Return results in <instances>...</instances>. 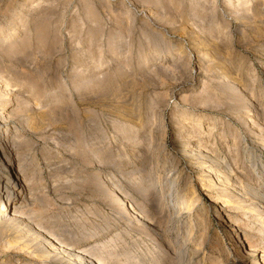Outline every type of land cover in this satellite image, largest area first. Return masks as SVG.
<instances>
[{
    "label": "rangeland",
    "instance_id": "1",
    "mask_svg": "<svg viewBox=\"0 0 264 264\" xmlns=\"http://www.w3.org/2000/svg\"><path fill=\"white\" fill-rule=\"evenodd\" d=\"M0 31V126L33 248L85 227L100 235L79 245L120 233L117 251L145 264L179 250L180 264H264V0H0ZM226 169L233 190L210 188ZM16 228L0 229V264L30 263Z\"/></svg>",
    "mask_w": 264,
    "mask_h": 264
},
{
    "label": "bare ground",
    "instance_id": "2",
    "mask_svg": "<svg viewBox=\"0 0 264 264\" xmlns=\"http://www.w3.org/2000/svg\"><path fill=\"white\" fill-rule=\"evenodd\" d=\"M10 4V3H9ZM19 10H21L19 8ZM23 12V11H22ZM20 12V13H22ZM17 13V12H16ZM19 24V23H18ZM15 26V25H14ZM17 27V26H16ZM1 32V31H0ZM15 32V28H11V31H5L2 33V35L4 36V38L2 37L3 40L7 39V38H12L13 37V33ZM17 38V37H16ZM13 39V38H12ZM16 40V39H15ZM1 82L3 83V88H5L6 92H10V85L9 82L7 83L5 80L1 79ZM0 82V83H1ZM3 90V89H2ZM7 94V93H6ZM9 94V93H8ZM10 98V97H9ZM5 109V108H4ZM6 117V116H5ZM3 123V122H2ZM6 123V122H5ZM1 131H3V137H1V139H5V141L3 142V150L0 152V175L1 178L3 179V187L2 190L4 191L2 196L0 197V229L1 230H8L9 227H12L13 229L16 228L18 229V232H21L20 235L16 236L14 235V237H12L14 239H11L8 244L10 247L14 248L13 246H15L16 252H24L26 253V255L31 256L29 258L30 263L29 264H145V262H138V260L136 257H134L133 254L124 251V252H119L117 251V247L118 244L117 240H121V234L118 233L116 235V239L112 238L110 239V241L107 240L104 242H98L96 244H86V245H79L82 242L85 241H91V239L93 240H97L96 238H98V236L100 235V230L97 231V233H94L95 229L93 230L94 232H92V235H89L88 233H90V230H86L85 227L83 228V230H81L80 232H84L83 236H75L73 235L71 238L67 239V240H62V239H54V241H48L49 243V247L51 248H46L47 251L45 250H39V248H33L34 245H30L29 242L27 241V236L26 238H24V232L25 230H29L27 227H29L27 224L24 225L23 223V217L25 215V196L23 197V195L25 194V189H26V179L25 176L23 174V170H22V165L21 163L18 164V167L16 166L15 163V159L13 160V155L12 152L10 150V145H9V127L7 126V124H2V126H0ZM11 141V140H10ZM184 141V140H183ZM189 142V141H187ZM185 142L184 144V152H186V156L191 157L192 160L194 161V159H197L198 161L201 160V163L199 164V166L203 169H208L207 171L211 172V174L213 173V175H218L220 173V171L222 170V164L224 162H222L219 158L220 157H216V156H209L210 154H204L202 152V145H196L198 146V148H196L195 153L189 149V143ZM182 144V143H181ZM182 149V148H181ZM204 151V150H203ZM193 152V153H192ZM16 156V155H15ZM262 156V155H261ZM13 157V158H12ZM2 159V160H1ZM6 159H8V161H6ZM188 159V158H187ZM198 163V162H197ZM209 163V165L207 164ZM259 163V162H258ZM221 169V170H220ZM258 170V169H257ZM170 171V170H169ZM206 171V170H205ZM226 171V172H225ZM164 172V171H163ZM166 172V171H165ZM164 172V173H165ZM171 172V171H170ZM224 178L219 179L217 181H209L211 182L210 184V188H214V187H221L225 190H233V183L230 179L231 174H229L228 169L224 170ZM163 173V174H164ZM172 173V172H171ZM170 173V174H171ZM215 173V174H214ZM23 174V175H21ZM169 174V175H170ZM221 176V174H219ZM23 176V177H22ZM175 176V175H174ZM222 176V177H223ZM214 178V177H213ZM216 178V177H215ZM179 179V178H178ZM176 180V179H175ZM174 180V181H175ZM171 181V180H170ZM110 183V182H108ZM173 183V182H172ZM2 185V184H1ZM112 185V184H111ZM171 185V183H170ZM175 185V184H174ZM114 189V186H112ZM175 187V186H174ZM222 189V190H223ZM205 190L208 191V188H205ZM243 191V190H242ZM254 191V190H253ZM252 192V191H251ZM250 192V193H251ZM171 193V192H170ZM241 193V198L243 197H248V200H255V196H248V192H246L245 190ZM254 193V192H252ZM154 194V193H153ZM240 195V194H239ZM257 197V196H256ZM244 198V200H246ZM164 199V198H163ZM256 201V200H255ZM165 202V201H164ZM254 202V201H252ZM129 203V202H128ZM252 205H254V203H252ZM130 206V205H129ZM158 206V205H157ZM145 207V206H144ZM260 208H264L261 204H259ZM160 209V208H159ZM258 209V208H257ZM260 211L262 212L261 214H263L264 209H260ZM135 213V212H134ZM137 213V212H136ZM163 213V212H162ZM169 213V211H168ZM175 213V212H174ZM144 214V213H143ZM27 217V216H26ZM141 217V216H140ZM28 218V217H27ZM26 218V219H27ZM25 220V219H24ZM30 220V219H29ZM28 220V222H30ZM27 222V221H26ZM139 222V221H138ZM152 224V223H151ZM15 225V227H14ZM24 226V227H23ZM34 226V225H32ZM31 227V226H30ZM29 227V228H30ZM35 227V226H34ZM33 227V228H34ZM20 228V229H19ZM40 228V227H39ZM37 229V228H36ZM81 229V228H80ZM149 229V228H148ZM151 229V228H150ZM15 230V229H14ZM13 231V230H12ZM36 233V230H34ZM138 231V230H137ZM194 231V230H193ZM193 231H191L193 233ZM17 232V233H18ZM38 232V231H37ZM40 232V231H39ZM50 232V230H49ZM99 232V233H98ZM3 233V232H2ZM7 233V232H5ZM13 233V232H12ZM16 233V232H14ZM13 233V234H14ZM45 233V232H44ZM94 233V234H93ZM191 233V235H192ZM8 234V233H7ZM29 234H33L30 233ZM29 234L28 237H29ZM40 234V233H38ZM42 234V233H41ZM48 234V233H47ZM71 234V233H70ZM189 234V232H188ZM2 235V234H1ZM5 234H3L4 236ZM9 235V234H8ZM7 235V236H8ZM17 235V234H16ZM37 235V234H35ZM190 235V236H191ZM31 236V235H30ZM43 236V235H41ZM58 236V235H57ZM69 236V235H68ZM193 236V235H192ZM6 237V236H5ZM34 239V236H32ZM47 237V235H46ZM49 237V236H48ZM54 237V236H53ZM59 237V236H58ZM40 238V236H39ZM52 239V238H51ZM2 238L0 239V243H2ZM24 240V241H22ZM41 240V239H40ZM39 240V241H40ZM177 240V239H176ZM3 241H7L3 240ZM35 241V240H34ZM37 241V240H36ZM46 241V240H45ZM31 242V241H30ZM185 242V241H184ZM34 243V242H33ZM40 243V242H39ZM38 243V244H39ZM48 243L46 245H48ZM120 243V242H119ZM168 243V242H167ZM7 244V245H8ZM42 244H45V242ZM129 244V243H128ZM175 244V243H174ZM40 245V244H39ZM38 245V246H39ZM123 245V244H121ZM120 245V246H121ZM169 245V244H168ZM185 245V244H184ZM187 245V244H186ZM1 246V245H0ZM42 246V245H41ZM40 246V247H41ZM158 246V245H157ZM167 246V245H166ZM175 246V245H174ZM189 246V245H188ZM172 247V246H171ZM170 247V249H172ZM257 247V246H256ZM3 248V247H2ZM42 248V247H41ZM40 248V249H41ZM175 250L181 247H174ZM5 249V248H4ZM162 249V248H159ZM184 249V248H183ZM8 250V249H7ZM11 251V249H9ZM157 250V249H156ZM177 250V251H178ZM187 250V249H186ZM199 250V249H198ZM255 251V249H253ZM153 251V250H152ZM155 251V249H154ZM184 251V250H182ZM200 251V250H199ZM13 252V251H12ZM156 252V251H155ZM187 252V251H186ZM198 253V251H196ZM195 253V252H194ZM253 253V252H252ZM21 254V253H20ZM196 254V253H195ZM254 254V253H253ZM256 254V253H255ZM19 255V254H17ZM191 255V252H190ZM121 256H124L123 258H126L125 262H122ZM138 256V255H137ZM175 258H177V264H180V262L182 261V256L180 253V250L178 252L175 253ZM192 256V255H191ZM224 256V255H223ZM10 257V256H9ZM185 257V256H184ZM139 258V257H138ZM160 258V257H159ZM164 258V257H163ZM141 259V258H140ZM153 259V258H152ZM161 259V258H160ZM124 260V259H123ZM157 261V260H156ZM166 261V260H165ZM185 261V260H183ZM214 263L215 264H224V261L220 258V257H215L214 258ZM15 264V263H14ZM184 264V263H183Z\"/></svg>",
    "mask_w": 264,
    "mask_h": 264
}]
</instances>
